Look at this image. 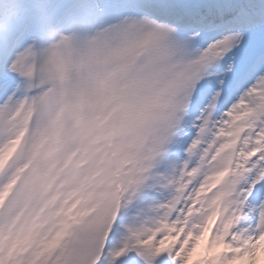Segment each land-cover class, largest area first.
<instances>
[{
	"label": "snow or ice",
	"instance_id": "6c2138e0",
	"mask_svg": "<svg viewBox=\"0 0 264 264\" xmlns=\"http://www.w3.org/2000/svg\"><path fill=\"white\" fill-rule=\"evenodd\" d=\"M0 264H264V0H0Z\"/></svg>",
	"mask_w": 264,
	"mask_h": 264
}]
</instances>
